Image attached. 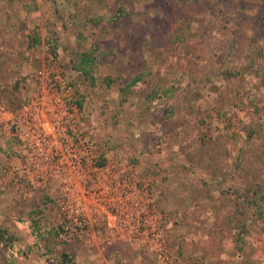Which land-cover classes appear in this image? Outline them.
Returning <instances> with one entry per match:
<instances>
[{
    "label": "rangeland",
    "instance_id": "rangeland-1",
    "mask_svg": "<svg viewBox=\"0 0 264 264\" xmlns=\"http://www.w3.org/2000/svg\"><path fill=\"white\" fill-rule=\"evenodd\" d=\"M179 2L0 0L2 114L18 119L31 111L49 87L40 73L52 66L49 76L58 81L50 90L76 105L71 151L87 142L96 163L130 178L141 221L136 240L119 235L111 228L119 214L110 203L98 206L91 227L75 225L66 165H48L44 179L22 172L28 154L0 120V228L15 238L9 264H62V253L72 260L66 264H162L157 243L167 264H264V196L245 208L242 225L231 218L245 204L236 187L248 181L246 158L234 157L247 152L244 139L255 117L254 104L239 92V72L253 81L250 96L264 107V0H199L186 15L172 7ZM236 28L243 32L237 38ZM219 41L236 44L235 52L201 72L198 56L211 55ZM82 53L89 56L82 63L87 75L73 66ZM181 53L189 62L178 60ZM19 103L27 109L11 110ZM204 147L212 148L214 169L198 158ZM54 152L67 157L65 148ZM253 160L251 171L262 174L264 149ZM95 175L86 172L82 185L90 187ZM150 214L155 220L147 228ZM58 225L69 226L67 237L56 235Z\"/></svg>",
    "mask_w": 264,
    "mask_h": 264
},
{
    "label": "built area",
    "instance_id": "built-area-1",
    "mask_svg": "<svg viewBox=\"0 0 264 264\" xmlns=\"http://www.w3.org/2000/svg\"><path fill=\"white\" fill-rule=\"evenodd\" d=\"M53 69L52 66L46 67L40 73L44 85H49V87L45 93H40L37 96L38 101L30 106L31 111L23 110L20 113L21 118L17 119L13 113L4 116L0 110V120L3 122L4 128L9 129L18 138L21 147L28 154V164L23 165V167L27 165V168L20 170L28 174L33 172L35 178L44 179V176H47L48 165L63 166L65 164L68 168L63 166L65 167L64 179L70 184L74 183L69 203L75 210V225L82 229L91 227L95 215L102 212L99 211L98 206L111 203L114 206L113 211L120 217L116 224L111 225V228H114V231L118 230L119 235H125L128 240H136L141 222L137 214L139 211L135 212L138 210L137 206L140 200L136 196V187L127 184L130 178L125 180L119 174L108 172V164L96 163L87 142L78 143L73 152L71 151L72 145L68 141L70 133L75 132L76 123L72 118V113L76 111V105L72 103L73 100L70 101L61 95L53 94L50 90V87L58 81L56 79L54 83L49 76ZM56 78H59V75ZM24 108L27 109V107ZM64 148L67 151V157L63 152L52 153V151L64 150ZM75 150L79 151L77 156ZM90 171L96 175L94 182L88 187L86 184L82 185V182L86 177V172ZM64 208L62 207V209ZM154 220L155 216L150 214L147 216V220L144 219L143 225L151 227L150 223ZM154 233L155 231L151 235L157 238L158 234ZM155 246L156 258L160 263L167 264L170 258L165 253L162 243H157Z\"/></svg>",
    "mask_w": 264,
    "mask_h": 264
},
{
    "label": "trees",
    "instance_id": "trees-1",
    "mask_svg": "<svg viewBox=\"0 0 264 264\" xmlns=\"http://www.w3.org/2000/svg\"><path fill=\"white\" fill-rule=\"evenodd\" d=\"M189 2V3H187ZM199 4V0H180L179 3H174L172 5V7H178L179 6V11L181 13V15H186V14H191L193 12V10H195L196 6ZM240 22L243 25V27L245 28L247 26V22L245 21V19H243L242 17H239V26H240ZM153 27H156L155 24L153 25ZM152 33H153V29H152ZM235 37L237 38L238 36H240V33H243L242 31H240V29L236 28L233 31ZM151 42H157V38L152 37ZM219 45L217 46V48L211 53V55H199L198 56V61L200 64V70L201 72H203L204 70L210 69V65L212 62L216 61L214 60V58L221 57V56H226L229 53L235 52L233 51L234 49L237 48L236 44L234 45L233 42L230 43H221V41H219ZM52 48V47H51ZM54 52V50H53ZM81 55V54H80ZM88 55L87 54H83L82 53V57H81V62H77L73 60V66L74 68L81 72H83L85 75L88 74V70L84 69V65H82V63H86L88 61ZM178 60L182 63H187L190 60L189 55L181 53L179 57H177ZM3 56H1V62L3 63ZM1 63V64H2ZM256 71V70H255ZM203 74V73H202ZM240 74V80L243 82V86L241 85V87L239 88V92L242 94L243 99L248 98L249 100L247 102L249 103H253V109H254V113H255V117L252 120V127L249 129V131H247V137L244 139L246 141V149L247 152L246 153H242L240 151H238V153L235 154L234 159L239 162L240 160H244V158H246L247 164L246 165V170L247 172H245L246 176V180L245 181L246 184L244 185V187L241 189H239V187H236L238 189L235 190V192L238 193V198H242L244 201V205L243 209H238L236 208L235 212L231 214V218L235 219L236 221H241V225L243 224V219H244V213L246 211V207L248 205H259L260 202L262 201L263 198V190H264V184L262 183V178L264 176V169H262V167H260V173L262 174H255L254 171H251L250 169V164H254V160H253V152L256 150H261L264 148L260 147H264V137L262 138L259 137V131L261 129V131L264 133V107L262 106H257V104H255V102H253V98H251L250 94H253L252 92V88H253V81L252 80H248L245 78L244 73L243 72H239ZM205 76V78H208V75H201V77ZM209 79V78H208ZM248 82V85L244 82ZM17 83V82H16ZM78 105H81L80 102H78ZM23 105L22 103H19V105L16 107H13L11 105V110L16 111L17 109L21 108ZM9 109V110H10ZM263 139V142L261 145L257 146V143L259 142V139ZM209 153V154H208ZM243 154V155H242ZM248 154V155H247ZM210 155H212V148L211 147H204V149H201V151L199 152L198 158L201 161V164L204 168H210V169H214L212 167L213 164H211V159H210ZM247 155V156H246ZM104 161H100L98 162L100 165L103 164ZM237 168L240 166L239 163H236L235 165ZM248 166V167H247ZM242 170L244 171V166H242ZM214 171V170H213ZM252 179V180H251ZM251 197H255V199L250 198ZM30 199V198H29ZM27 199L28 202H30L32 204V208L35 211V213H39L40 210L37 209L38 208V204L37 201L35 200H29ZM45 199L44 201H42V203H45ZM26 204V203H25ZM27 205V204H26ZM33 211V212H34ZM54 231L56 232V235L59 236L60 233H64V236L67 237V232H66V227H62V225H58L56 227V229H54ZM14 237L13 235H11V233L5 229L0 228V264H9L10 262L8 261V250H10L13 246V241H14ZM48 242H52L51 239L47 238ZM62 259H61V263L62 264H66V263H71L72 260L69 257V254L67 253H62Z\"/></svg>",
    "mask_w": 264,
    "mask_h": 264
}]
</instances>
